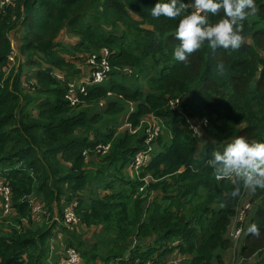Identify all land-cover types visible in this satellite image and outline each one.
Here are the masks:
<instances>
[{
  "label": "trees",
  "instance_id": "trees-1",
  "mask_svg": "<svg viewBox=\"0 0 264 264\" xmlns=\"http://www.w3.org/2000/svg\"><path fill=\"white\" fill-rule=\"evenodd\" d=\"M157 2L12 0L0 9V181L10 189L0 264H48L54 238L81 264H170L175 253L181 264H225L233 249L242 264H264V190L233 198L234 181L215 180L207 163L238 136L264 141V0L239 50L205 43L187 63L174 58L178 19L151 16ZM148 114L164 131L137 166ZM123 115L136 133L121 130ZM244 198L251 213L235 248L230 226ZM251 224L259 236L246 234ZM92 228L87 239L81 229Z\"/></svg>",
  "mask_w": 264,
  "mask_h": 264
},
{
  "label": "clouds",
  "instance_id": "clouds-1",
  "mask_svg": "<svg viewBox=\"0 0 264 264\" xmlns=\"http://www.w3.org/2000/svg\"><path fill=\"white\" fill-rule=\"evenodd\" d=\"M258 11L256 0H191L190 3L158 0L151 8V16L178 19L175 38L179 45L174 49V58L187 63L188 58L205 43L213 51L217 48L239 50L245 43L244 23L256 16ZM221 14V19L210 23V16ZM216 70L222 73L223 63H218ZM161 125L163 133L162 122ZM194 129L201 134L199 128ZM207 163L213 169L215 180L234 181L235 187L230 193L233 198L240 195L242 188L253 193L257 189L264 190V141L249 142L245 137L238 136L222 151H215ZM246 234L259 236L260 231L256 224H251Z\"/></svg>",
  "mask_w": 264,
  "mask_h": 264
},
{
  "label": "built area",
  "instance_id": "built-area-1",
  "mask_svg": "<svg viewBox=\"0 0 264 264\" xmlns=\"http://www.w3.org/2000/svg\"><path fill=\"white\" fill-rule=\"evenodd\" d=\"M12 0H0V9L5 5L10 3ZM10 59L14 61V57L10 56ZM91 63L95 64V60L91 59L90 60ZM108 72V66L107 63H105V68L103 72H93V76L94 78H96V80L98 81H102L103 79L106 78ZM172 105L174 106L175 103L174 101H171ZM161 120L158 118H153L152 120L148 121L145 124V131H146V149H143L141 153H139L137 155L136 158V165H140L146 162V160L148 159V157L150 158L149 152L152 148V144L151 142L154 140V138H157L159 134H161L162 132V125H161ZM193 127H197L196 125H193ZM139 128H132L131 132L132 133H136L137 130ZM108 146L105 147V150H107ZM98 149H100V146L98 147ZM9 194H10V189L7 185L3 184L0 181V195L4 196L5 199V211L8 212L9 210ZM74 206H69L67 207V209L65 210V214H64V222L66 224H73L74 222L78 221L75 210L73 208ZM249 207V203H246L244 206H240L238 208V213L236 214V218H233V221L231 223L230 226V236L234 239L235 245L236 246L239 243V240L242 237V232H240L241 229H243V222H242V218L244 216V214L246 213V209ZM34 210L36 212H45V210L43 209V206H35ZM238 221H241L242 223L240 225H238ZM239 233V234H238ZM66 260L70 263V264H81V260H80V255L79 252L74 249V248H69L67 250V257ZM228 264H235V262H231Z\"/></svg>",
  "mask_w": 264,
  "mask_h": 264
},
{
  "label": "rangeland",
  "instance_id": "rangeland-1",
  "mask_svg": "<svg viewBox=\"0 0 264 264\" xmlns=\"http://www.w3.org/2000/svg\"><path fill=\"white\" fill-rule=\"evenodd\" d=\"M61 38L63 39V40H65V39H68V40H72V38H74L73 36H71L70 34H68V33H64V34H62V36H61ZM88 74H89V72H88ZM74 83H75V85L76 86H78V85H83V84H85V82H84V78H81V81H73ZM121 119H122V122L125 120V115H123V116H121ZM141 131H139L137 134H139ZM131 134H133L132 132H130ZM1 203H3V204H5L4 203V200L2 199V196L0 195V204ZM246 203H248V198H244V200L242 201V206H244ZM3 204H2V206H0V215H1V213H3V211H4V207H3ZM35 205L36 206H43L40 202H38V201H36L35 202ZM252 207V206H251ZM250 213H251V208H249L248 209V211L244 214V216H243V218H242V222H243V227L244 226H246L247 224H246V220L248 219V215H250ZM10 214V213H9ZM7 216H8V214H7ZM235 218H236V215H235ZM94 229L95 228H92V229H81V231L85 234V237L87 238V239H89V238H91L92 237V234H93V231H94ZM58 245V240H56L55 238H54V247H56ZM239 243L235 246V248L236 247H239ZM230 252H231V256L228 258V259H226V258H224V262L226 263V264H228V263H231V262H235V264H242V261L243 260H236L235 259V254H234V249L233 250H230ZM239 256V255H238ZM66 257H67V254H66ZM261 256H253L252 258H250L249 260H247V262H250V263H256L257 262V260H259V258H260ZM240 258V257H239ZM242 259H244V258H242ZM232 260V261H231ZM184 260H183V258L179 255V254H177V253H175V254H172V255H170V257H169V262H170V264H181L182 262H183ZM228 263H227V262ZM231 261V262H230ZM48 264H55L54 263V260L52 259V260H50L49 261V263Z\"/></svg>",
  "mask_w": 264,
  "mask_h": 264
},
{
  "label": "crops",
  "instance_id": "crops-1",
  "mask_svg": "<svg viewBox=\"0 0 264 264\" xmlns=\"http://www.w3.org/2000/svg\"><path fill=\"white\" fill-rule=\"evenodd\" d=\"M65 41H68V39H65ZM70 41V40H69ZM83 69H85L84 66H82ZM88 72V70L86 71V73ZM81 81V80H80ZM133 105V104H132ZM132 105L130 107V110L132 108ZM153 115L151 114H148V115H145L141 120H142V125H144L147 121H150L153 119ZM125 118H126V115H125ZM123 126L121 130H128V132L131 131V125L129 123H126L125 120L122 122ZM159 192H156L154 193L153 195H151L150 199H152L156 194H158ZM3 207H4V204H3ZM7 214H9L8 212L5 211V207H4V211L3 213H1L0 217H4V216H7ZM55 215H57L55 213ZM55 218L57 219L58 216H55ZM53 244H54V241H53ZM54 249L57 250V252L54 254ZM68 249V248H67ZM67 249H65L64 245L63 244H58L56 247L53 248V250L51 251V258L50 260H54V263L55 264H70L67 260H65V256L67 254ZM231 256V252L230 250L227 251L224 255V258L228 259L229 257ZM184 260V259H183ZM232 261V260H231ZM230 261V262H231ZM227 262V261H226ZM228 263V262H227ZM226 264V263H225Z\"/></svg>",
  "mask_w": 264,
  "mask_h": 264
}]
</instances>
